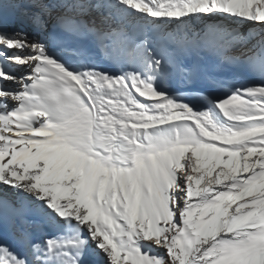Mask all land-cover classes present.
<instances>
[{"label": "snow or ice", "instance_id": "1", "mask_svg": "<svg viewBox=\"0 0 264 264\" xmlns=\"http://www.w3.org/2000/svg\"><path fill=\"white\" fill-rule=\"evenodd\" d=\"M0 264H264V0H0Z\"/></svg>", "mask_w": 264, "mask_h": 264}, {"label": "bare ground", "instance_id": "2", "mask_svg": "<svg viewBox=\"0 0 264 264\" xmlns=\"http://www.w3.org/2000/svg\"><path fill=\"white\" fill-rule=\"evenodd\" d=\"M12 26L17 27V28L25 27L26 20L17 18L13 21ZM188 66L189 67L199 66V70H200V74L196 78H194L189 85H187L189 89L203 91L211 86L209 81L205 78L204 73L206 71L213 72V74L215 73L213 69L206 63V60H200L196 57H193L192 59L188 61ZM177 87L182 88L184 87V85L182 84V82L178 81ZM218 94H221V93H218Z\"/></svg>", "mask_w": 264, "mask_h": 264}]
</instances>
